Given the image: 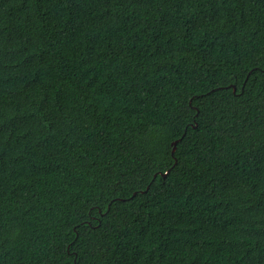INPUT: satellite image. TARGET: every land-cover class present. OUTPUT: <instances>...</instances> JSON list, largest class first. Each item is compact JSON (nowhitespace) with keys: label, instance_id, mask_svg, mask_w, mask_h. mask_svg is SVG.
I'll return each mask as SVG.
<instances>
[{"label":"trees","instance_id":"obj_1","mask_svg":"<svg viewBox=\"0 0 264 264\" xmlns=\"http://www.w3.org/2000/svg\"><path fill=\"white\" fill-rule=\"evenodd\" d=\"M0 264H264V0H0Z\"/></svg>","mask_w":264,"mask_h":264},{"label":"water","instance_id":"obj_2","mask_svg":"<svg viewBox=\"0 0 264 264\" xmlns=\"http://www.w3.org/2000/svg\"><path fill=\"white\" fill-rule=\"evenodd\" d=\"M235 91H236V88H234V92H235ZM176 146H177V142L174 143V149H173V152L176 151ZM167 174H168V173H167ZM167 174H165V176H166Z\"/></svg>","mask_w":264,"mask_h":264}]
</instances>
